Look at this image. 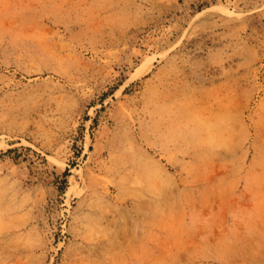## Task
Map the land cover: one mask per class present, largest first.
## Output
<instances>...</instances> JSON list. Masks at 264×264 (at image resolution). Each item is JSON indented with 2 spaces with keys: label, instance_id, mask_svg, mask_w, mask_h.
I'll return each instance as SVG.
<instances>
[{
  "label": "rangeland",
  "instance_id": "obj_1",
  "mask_svg": "<svg viewBox=\"0 0 264 264\" xmlns=\"http://www.w3.org/2000/svg\"><path fill=\"white\" fill-rule=\"evenodd\" d=\"M0 264H264V0H0Z\"/></svg>",
  "mask_w": 264,
  "mask_h": 264
}]
</instances>
